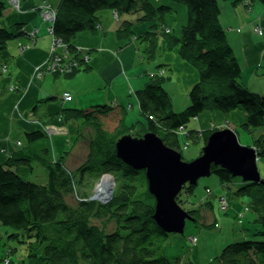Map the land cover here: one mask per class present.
Wrapping results in <instances>:
<instances>
[{
  "label": "trees",
  "instance_id": "trees-1",
  "mask_svg": "<svg viewBox=\"0 0 264 264\" xmlns=\"http://www.w3.org/2000/svg\"><path fill=\"white\" fill-rule=\"evenodd\" d=\"M170 1L187 8V21L179 36L165 34L162 28V16L172 8L166 3L60 0L55 7L51 30L66 43L69 59L77 63L72 70L64 72L68 77H73L85 63L70 42L72 37L82 30L96 32L100 24L97 13L114 9L118 14L136 13L138 21L153 22L154 30L143 35L148 40L146 56L152 59L158 48L166 50L177 45L180 57L197 69L198 81L189 89V104L175 111L171 95L164 88L167 77L163 74L148 76L144 87L135 92L142 119L128 125L124 123L126 110L118 104L63 109L65 118L80 117L85 123L77 137L86 143L87 156L75 168L65 165L62 157L54 159L41 130L26 133L29 145L0 162V224L15 230L10 236L24 244V255L18 264L179 262V255H167L166 239L171 233L161 230L152 218L155 198L147 188L144 170L136 171L116 156L115 143L124 134L133 135L132 132L139 129L135 135L139 137L152 131L165 145L182 155V143L200 142L203 147L213 130L219 128L186 130L181 142V126L187 129L189 120L204 110L223 113L237 109L244 116L243 128L252 134V146L260 158L264 157V96L251 91L239 80L241 67L220 23L217 0ZM257 1L264 4V0ZM6 7L7 2L0 0V16L5 14ZM131 24L123 21L117 28L118 37L132 34ZM23 30L19 23L16 31L0 28V55L7 48V41ZM200 153L201 149L198 156ZM34 165L45 169L43 183L24 177L33 172ZM211 171L222 184H236L234 188L229 185L230 193L246 198L244 204L254 215L252 222L256 229L253 238L230 242L206 264H264V177L262 181L244 182L240 177L234 180L235 177L219 166H212ZM105 173L115 180L110 199L107 202L89 199L91 194L85 187ZM194 189L195 186L185 184L183 192L190 194ZM177 197L179 205L185 202L180 195ZM208 203L204 204L207 208ZM186 210L195 223H204L201 207ZM14 263L11 258L8 264Z\"/></svg>",
  "mask_w": 264,
  "mask_h": 264
},
{
  "label": "crops",
  "instance_id": "crops-1",
  "mask_svg": "<svg viewBox=\"0 0 264 264\" xmlns=\"http://www.w3.org/2000/svg\"><path fill=\"white\" fill-rule=\"evenodd\" d=\"M152 1L172 7L162 16V28L164 31L169 28L175 36H179L188 17L186 6L170 0ZM5 2L7 7L5 14L0 16V28L7 27L16 31L19 23L27 31L36 28L37 35L31 39L23 32L18 34L7 41V48L0 55V66H7L6 72H1L0 67V162L29 145L26 133L49 127L52 128L51 133L45 130L42 133L54 159L62 157L65 165L75 168L87 156L86 143L77 137L85 123L80 117L65 118L63 109L118 104L126 110L124 123L128 125V110L132 111L136 106L139 112L135 92L144 87L147 75L156 72L157 68L162 69L163 75L167 77L165 90L170 95L181 94L183 102L189 104V89L198 81V72L180 57L177 45L166 50L158 48L152 59L146 56L148 40L143 35L148 30H154L153 22L138 21L136 13L118 14L114 9H102L97 13L100 20L97 31L82 30L70 41L78 51L90 49L89 59L82 68L73 77L64 73L45 72L39 78L35 73L36 68L45 65L52 45L49 25L43 22L39 7L44 3L56 7L60 0H20L16 9L8 0ZM217 4L220 7V23L241 67L240 82L251 91L264 96V4L257 0L251 1L249 5L244 0H217ZM123 21L132 22V34L118 37L117 28ZM174 23L177 25L174 26ZM173 28L177 31L176 34ZM258 28L261 33L256 30ZM160 37L159 40L162 39ZM20 44H26L28 48L20 50ZM64 48L61 46L57 50L63 53ZM11 84L16 89L11 90ZM65 91L69 92L71 98L63 101L62 94ZM193 118L197 123V130L213 128L214 125L235 130L238 126L243 128L245 121L243 113L237 109L223 113L204 110ZM259 160L260 158L257 162ZM260 175L264 177L261 173ZM43 180L45 181V175ZM219 187L229 189L228 184L221 182ZM209 188L212 192L201 199L205 203L209 201L206 210L212 209L213 205L210 196L214 195V191ZM219 194H225V191ZM241 203L232 210L239 212L244 206L246 210H250L244 200ZM239 215L242 216L243 212ZM251 216L254 217L252 212ZM213 222L219 225L214 217Z\"/></svg>",
  "mask_w": 264,
  "mask_h": 264
},
{
  "label": "water",
  "instance_id": "water-1",
  "mask_svg": "<svg viewBox=\"0 0 264 264\" xmlns=\"http://www.w3.org/2000/svg\"><path fill=\"white\" fill-rule=\"evenodd\" d=\"M115 153L136 171L144 170L147 188L155 198L153 219L167 233L184 232L186 220H194L179 205L177 196L184 185L195 186L198 179L210 176L212 166H219L232 177L244 182L262 181L257 168L258 152L243 146L229 127L216 129L208 136L201 155L188 161L180 152L165 145L154 132L141 136L130 133L118 138Z\"/></svg>",
  "mask_w": 264,
  "mask_h": 264
},
{
  "label": "rangeland",
  "instance_id": "rangeland-1",
  "mask_svg": "<svg viewBox=\"0 0 264 264\" xmlns=\"http://www.w3.org/2000/svg\"><path fill=\"white\" fill-rule=\"evenodd\" d=\"M5 1V0H4ZM7 1V0H6ZM244 2L248 5L249 0H244ZM160 3V2H157ZM174 26L177 23L173 24ZM176 34V30L173 28ZM258 33H261V30L256 29ZM195 69V67H193ZM197 71V69H196ZM262 80V79H260ZM173 98V104L177 108L173 106L174 110L178 111L182 108L186 107V102H183L182 95L173 94L171 95ZM189 99V98H188ZM133 103V101H131ZM134 104V103H133ZM186 105V106H185ZM138 119H142L141 114H139L138 109L134 106L132 111L128 110L127 112V120L128 122H136ZM217 127V126H216ZM225 127V126H224ZM224 127H217L219 129H223ZM197 123L194 118L189 120L187 124V130L197 129ZM138 130L136 129L133 135L138 134ZM237 139L241 143V145H251L252 143V134L248 130H244L242 127L238 126L235 128ZM182 132V131H181ZM180 132V134H182ZM258 132V130H256ZM184 139V135L181 136V142ZM182 155L185 160L191 161L193 158L198 156V151L202 148V143H182ZM258 171L264 176V157H261L257 164ZM46 171L40 165H34V170L32 173L24 175V177L32 182L43 183L44 175ZM110 176V174H109ZM103 177V178H108ZM92 180L88 183V187H85L90 194L94 191V196L96 201H101L104 198L109 200L113 187L115 186V180L111 178L112 184L109 182V186L104 179ZM238 178V177H237ZM235 178L234 180H237ZM105 182V184H103ZM220 179L217 174H210V176H205L198 179L195 189L192 193L186 194L182 190L180 197L185 201L181 203L180 206L184 209H195L196 207H201V214L204 216V223H199L194 220H186L184 226V232L180 233H171L166 239V251L169 257L180 256L179 262L177 264H206L212 259L214 256L218 255L222 250L223 246L229 244L230 242L239 241L241 238H253L252 233L255 231L256 226L251 221V210H246L245 206L242 211L235 212L233 207L238 204H242V200L246 199L245 197H235L231 195L230 189H225L219 187ZM231 188L236 187V184L230 183ZM206 186L211 187L214 191V195L210 196L212 201V209L206 210L204 204H199L201 199L206 198ZM106 190L105 196L101 197L99 189ZM228 196V208L226 211L222 210L217 204V195L220 192H224ZM109 192V193H108ZM100 199V200H99ZM102 202V201H101ZM203 202V201H202ZM245 210V211H244ZM243 212V215L239 214ZM245 213V214H244ZM213 217L216 219L217 225H213ZM97 224H101V222L97 220H93ZM212 222V223H211ZM110 227V226H109ZM108 227V228H109ZM13 230L10 226L1 225L0 224V264H4V257L6 255L15 262L14 264H18V260L21 259L24 255V244L18 240V238H14L10 236L13 233ZM190 236L196 237L197 243L193 244L189 239ZM11 250V252H8Z\"/></svg>",
  "mask_w": 264,
  "mask_h": 264
},
{
  "label": "built area",
  "instance_id": "built-area-1",
  "mask_svg": "<svg viewBox=\"0 0 264 264\" xmlns=\"http://www.w3.org/2000/svg\"><path fill=\"white\" fill-rule=\"evenodd\" d=\"M20 0H8V2L11 4V6L13 8H18L19 7V2ZM39 12H40V16L42 18V20H45V21H50V20H53L54 17H55V7L50 4V3H44L42 4L40 7H39ZM116 13V11H115ZM168 28H166L167 30ZM165 30V31H166ZM61 41V40H59ZM58 42L56 40H52V47H51V52H50V59L45 63L44 66H40L39 68H36V76H38L39 78H41V75L43 72H48V73H64V72H69L70 70H72V67H74V65L76 66L77 63H75L73 60L71 61L69 59V56L70 54L65 52V54H59V53H56V47L58 46ZM26 47H28V45H25V44H20V50H24ZM66 61H69V63H67ZM7 71V66L5 64H2L1 65V72H6ZM9 88L11 90H14L16 89V87L11 84L9 86ZM63 96L66 100H69L71 98V96L69 95L68 92H64L63 93ZM44 129L46 130V132L48 133H51L52 132V128H49V127H44ZM181 129H179V132H181ZM106 176H109V174H102L98 179H101L103 177H106ZM207 193H211L212 191L207 188L206 190ZM219 196V199H218V205L220 206V208L222 210H226L227 208V199L226 197L224 196V194H219L217 195ZM95 196H94V191L93 193L89 196V199H94ZM100 200V199H99ZM102 202H107V199H103L101 200ZM190 240L195 243L196 242V239L195 238H192V236L190 237ZM10 262V259L9 258H6L4 260V264H8Z\"/></svg>",
  "mask_w": 264,
  "mask_h": 264
},
{
  "label": "bare ground",
  "instance_id": "bare-ground-1",
  "mask_svg": "<svg viewBox=\"0 0 264 264\" xmlns=\"http://www.w3.org/2000/svg\"><path fill=\"white\" fill-rule=\"evenodd\" d=\"M43 22H46L48 25H49V30H50V32H51V43H52V40H56L59 44H58V46L56 47V50L57 49H59V48H61V46H63V47H65L64 48V51L65 52H67V53H69V51H68V49H67V45H66V43H64V42H62V41H59V40H61V39H59V37L56 35V34H54V32H52V30H51V26H52V20H50V21H45V20H43ZM164 33L165 34H167V33H172L171 31H170V29L168 28L166 31H164ZM23 34H26V35H28L31 39H33V37L34 36H36L37 35V30H36V28H33L32 30H23ZM26 45V44H25ZM51 47H52V45H51ZM26 48H28V47H26ZM25 48V49H26ZM24 49V50H25ZM50 52H51V50H50ZM65 52H63V53H59V51L57 50L56 51V53H59L60 55L61 54H65ZM79 53L81 54V57L83 58V60L85 61V63L88 61V59H89V56H90V49H82V50H79ZM50 54V53H49ZM70 54V53H69ZM51 55V54H50ZM50 55H49V57H48V60L50 59ZM47 60V61H48ZM67 63H69V61H66ZM36 73V72H35ZM43 73H45V72H43ZM43 73H42V75H41V77L43 76ZM158 74H160V75H162L163 74V70L162 69H158L157 68V71L156 72H151L150 74H148L147 76H152V75H158ZM65 92H67V91H65ZM64 93V92H63ZM69 93V92H68ZM70 95V94H69ZM62 96H63V94H62ZM63 101H66V99L64 98V96H63ZM213 127H216V125H214ZM180 128H182L181 129V131H182V133H183V135L184 134H186L185 132H186V130L185 129H183V126H181ZM179 128V129H180ZM42 129V131L43 130H45L44 128H41ZM185 130V131H184ZM46 131V130H45ZM202 149V148H201ZM260 157H258L257 158V160L259 159ZM257 160H256V162H257ZM257 164H258V162H257ZM107 177V176H106ZM112 177V175H110L108 178H103L104 179V181L105 182H107L108 183V185L107 186H109V182H110V184H112V180L111 179H109V178H111ZM113 179V178H112ZM105 182L103 183V184H105ZM100 190V195H101V197H103V196H105V194H106V190H103L102 188L101 189H99ZM109 193V192H108ZM210 194V192L209 193H207L206 195H209ZM224 196L226 197V199H227V201H228V196L226 195V194H224ZM218 199H219V196H217V203H218ZM201 204H205L204 202H202L201 201ZM228 205H229V203H227V207L226 208H228ZM219 206V205H218ZM220 207V206H219ZM226 211V210H225ZM212 223V222H211ZM213 225H215L214 223H212ZM191 237V236H190ZM192 238H195L196 239V237H194V236H192ZM190 239V238H189ZM197 240L198 239H196V242L195 243H197ZM193 243V242H192ZM195 243H193V244H195ZM6 258H9L7 255H6V257H4V260L6 259ZM9 259H11V258H9Z\"/></svg>",
  "mask_w": 264,
  "mask_h": 264
}]
</instances>
